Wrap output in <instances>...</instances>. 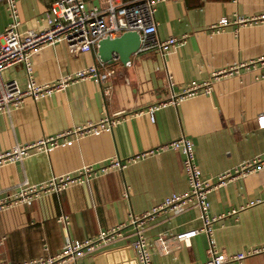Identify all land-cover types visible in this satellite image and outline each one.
Listing matches in <instances>:
<instances>
[{
  "label": "crops",
  "instance_id": "crops-1",
  "mask_svg": "<svg viewBox=\"0 0 264 264\" xmlns=\"http://www.w3.org/2000/svg\"><path fill=\"white\" fill-rule=\"evenodd\" d=\"M58 0H14L18 30L37 31L40 20ZM86 7L104 10L105 0H82ZM129 0H110L120 6ZM156 37H183L184 44L163 59L155 51L136 53L129 65L117 60L99 61L96 46L71 55L56 43L30 57L32 81L39 86L56 83L81 69L102 63L112 76L98 84L76 80L62 90L32 101L26 98L7 114L0 113V151L56 137L104 116L119 123L109 131L73 139L71 146L49 152H31L17 163L0 167V197L15 192L22 182L37 185L52 176L72 173L82 166L98 168L108 160H125L155 150L181 136L193 145L194 163L201 178L213 180L231 173L264 152V130L256 117L264 113V24L228 26L213 32L220 18H249L264 13V0H157L154 4ZM9 22L6 4L0 0V29ZM231 76L212 79L214 73L239 64ZM5 82L25 86L21 65L1 73ZM210 82L207 95L185 98L176 106L164 105L150 122L149 107L164 103L191 84ZM171 84V87H169ZM58 140V143H61ZM181 156L171 150L144 157L122 171H109L84 185H73L58 194L40 196L30 206L16 205L0 212V264H18L41 256L56 255L66 240L83 241L100 232L124 225L113 238L79 258V264H134L131 248L134 231L129 217L138 216L170 194L187 189L181 173ZM126 195V196H124ZM212 224L211 239L226 256L259 250L241 264H264V170L245 177L234 176L207 195ZM65 217L66 224L57 223ZM195 207L180 213L160 214L142 228L150 264H202L207 238L200 233L187 242L173 236L199 229ZM164 236L169 253L155 240Z\"/></svg>",
  "mask_w": 264,
  "mask_h": 264
},
{
  "label": "built area",
  "instance_id": "built-area-1",
  "mask_svg": "<svg viewBox=\"0 0 264 264\" xmlns=\"http://www.w3.org/2000/svg\"><path fill=\"white\" fill-rule=\"evenodd\" d=\"M8 13V24L0 29V113L7 114L11 108L20 106L22 102L29 98L36 101L41 97L48 96L53 92L62 90L67 84L76 80L90 79L101 84L109 79L113 71L104 70L102 63L94 64L69 76L58 80L54 84L39 86L32 81V68L30 57L39 50L53 46L56 43L66 45L69 54L89 52L95 47L97 42L108 38L113 39L122 33L134 32L138 35L139 46L137 53L155 51L163 59L166 55L176 52L183 44V37H169L159 40L156 37L154 23V4L157 0H129L127 3L114 6L110 0H105L104 10L96 7H86L82 0H58L52 3L40 20L43 27L37 31L18 30L19 22L14 0H4ZM264 24V13L258 16L243 18L235 16L232 20L220 18L217 23L210 26L213 32L228 26H257ZM112 60H117L116 58ZM264 65V57L257 61ZM21 65L27 78L25 86L19 87L15 82H5L1 78V73L7 68ZM129 62L123 66L127 67ZM254 62L248 65L239 64L212 74L211 78L216 79L231 76L239 68L253 67ZM171 87V84H169ZM210 92V82L203 84H191L184 88L177 95L170 93L168 100L161 104H156L145 110L149 121H153V114L164 105L176 106L185 98L195 95H207ZM114 116L102 117L98 124H87L71 132L59 134L56 137L43 138L32 144L15 145L9 150L0 151V167L17 163L27 157L31 152H49L58 147L71 146L74 138H79L88 134H98L109 131L119 123L120 119ZM256 127L264 130V113L256 117ZM71 136L73 139H68ZM58 143V140H61ZM166 150H171L181 156V173L185 179L187 189L179 194H170L159 204L152 206L149 210L138 216H130L127 225L134 231V241L131 248L134 251V264H150L148 255V245L142 235V228L160 214L180 213L187 208L195 207L199 211L201 226L199 229L189 230L173 236L176 242H187L196 235L202 233L207 238L205 249V261L202 264H241L248 256L257 254L259 250H248L232 256H226L218 252L211 239L212 224L217 220L210 217L208 211V193L225 184V181L234 176L245 177L264 170V152L252 160L244 162L231 173L217 176L213 180L201 178L200 171L194 163V151L191 141L183 136L163 144L155 150L138 154L125 160L112 158L98 168L82 166L72 173L60 176H52L49 180L37 184L29 185L22 182L15 192L0 197V212L16 205L30 206L40 196L46 194H58L70 186L84 185L96 176L104 175L109 171H122L127 165L133 164L147 156H152ZM126 196V195H124ZM57 223L66 224L65 217L56 220ZM124 227L119 225L111 230L100 232L93 239L83 241L66 240L60 251L54 256H41L33 260L23 261L18 264H79L78 260L83 255L93 252L97 244L110 241L118 231ZM155 244L164 254L170 249L164 236H158Z\"/></svg>",
  "mask_w": 264,
  "mask_h": 264
},
{
  "label": "water",
  "instance_id": "water-1",
  "mask_svg": "<svg viewBox=\"0 0 264 264\" xmlns=\"http://www.w3.org/2000/svg\"><path fill=\"white\" fill-rule=\"evenodd\" d=\"M138 46V35L134 32H127L113 39L105 38L98 41L96 53L99 61L104 64L111 65L112 59L116 58L123 66L132 55L137 53Z\"/></svg>",
  "mask_w": 264,
  "mask_h": 264
}]
</instances>
